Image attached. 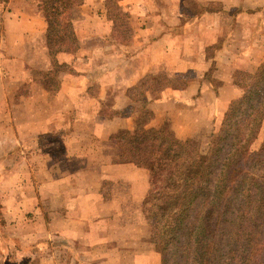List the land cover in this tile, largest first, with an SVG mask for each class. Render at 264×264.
<instances>
[{
	"label": "crops",
	"instance_id": "1",
	"mask_svg": "<svg viewBox=\"0 0 264 264\" xmlns=\"http://www.w3.org/2000/svg\"><path fill=\"white\" fill-rule=\"evenodd\" d=\"M105 1L86 0L74 24L80 41L91 37L96 42L76 54L56 55L73 72L60 78L55 93L44 88L29 94L43 97L42 122L20 127L12 117L9 124L0 123L9 139L0 134V264H161L156 251L137 249L146 236L137 232L141 222L128 217L131 208L145 210L150 174L119 162L112 141L135 123L136 115L124 114L130 97L158 73L183 79L184 87H152L145 97L154 112L149 127L168 122L183 140L208 128L212 117L221 120L242 94L234 81L237 70L253 75L264 62V36H256V8L264 0H201L220 3L222 10L193 23L170 12L168 6L181 0H159L158 12L146 0H116L126 9L134 33L131 44L124 46L98 41L114 28ZM231 11L238 12L229 21ZM34 16L20 26L43 33L46 23L39 12ZM179 30L185 34L178 36ZM212 70L219 85L209 77ZM24 128L27 135L19 137ZM59 130L65 132L64 154L57 159L62 163L52 166L45 163L50 159L46 152L35 153V147L41 136ZM24 143L33 144L34 150H22Z\"/></svg>",
	"mask_w": 264,
	"mask_h": 264
},
{
	"label": "trees",
	"instance_id": "2",
	"mask_svg": "<svg viewBox=\"0 0 264 264\" xmlns=\"http://www.w3.org/2000/svg\"><path fill=\"white\" fill-rule=\"evenodd\" d=\"M38 1L48 26L45 43L51 61L62 69L66 65H60L56 55L76 54L83 46L74 26L79 17L74 19L73 12L84 0ZM5 2L0 0V6ZM146 3L154 12L162 4L159 0ZM168 7L184 23L222 10L220 3L201 0H181ZM111 10L108 18L113 31L99 43L131 44L133 31L118 25ZM263 23L260 18L258 32ZM184 85L167 80L165 86ZM135 95L124 110L125 115H136L135 123L112 141L118 146L119 162L150 174L145 213L156 234L161 264H264V141L258 150L253 149L264 123V62L229 104L206 153L193 140L177 138L168 126L149 127L154 112L144 98Z\"/></svg>",
	"mask_w": 264,
	"mask_h": 264
},
{
	"label": "rangeland",
	"instance_id": "3",
	"mask_svg": "<svg viewBox=\"0 0 264 264\" xmlns=\"http://www.w3.org/2000/svg\"><path fill=\"white\" fill-rule=\"evenodd\" d=\"M85 1L86 0H84L83 5L85 4ZM258 1L260 2V0H255L253 2ZM3 6L4 7L0 6V123L9 124L10 121H12V117H14V120L17 122V124L20 127H24L29 121L36 122L38 120V122H42L44 117V115L42 114V110L40 109L43 97L38 95L29 96V94L31 95L32 90H42L44 88H47L50 90V92L52 91L51 94H53L58 90L62 79L61 77L71 74L73 71L68 65H66V67L62 69H56L53 66V62L51 61V57L45 43L47 28L43 33H32V28L20 26V24L22 23L21 20H31V18L35 17L34 15H36L37 12L40 13L42 20L46 23L43 16V9L41 8L38 0H6L5 5L3 4ZM104 7L106 10L112 9L111 12H114V14L117 15L118 25H127L128 21L126 20L127 18H125V16H127L125 11L126 9H124V7H120V5L117 4L116 0H106L104 2ZM79 8L74 9V19H76L77 16L80 18ZM246 9L243 10L245 11ZM256 9H258L260 13V15L258 14V16L260 18H264V6L257 7ZM249 10L250 9H248L247 12ZM237 12L238 11H231L227 13L228 20L230 21V16ZM17 14L30 15V18H22L21 15L17 16ZM120 14L123 15L121 16ZM77 21L78 19L75 20L74 24H76ZM231 25L232 21L228 24V31H230ZM223 34L225 35L229 33L224 32ZM257 35H259V37L264 36V23L260 32L256 33V36ZM77 40L80 41L78 38ZM81 41H83V44L86 43L83 46H85L86 48H90L92 44L96 42V39H94L93 41L91 37H88L86 40ZM214 75V70H212L209 73V77L214 80V83L216 85H219L220 82L218 81V79H213ZM251 77L252 75L237 70L234 75V81L238 86L242 88L243 91L245 89V86L251 80ZM167 80L172 82L180 81L184 83L183 79H170L164 74V72L158 73L153 82H145L136 89L135 98L145 99V97L147 96L146 94L152 87H156L157 90H160L165 87ZM51 98L52 97L49 96L47 99L49 100ZM28 99L31 101L30 103H27ZM12 111L14 112L13 116H11ZM35 112H37L38 114L35 118H32V115ZM212 115L213 114H211L210 116L212 117ZM215 115H217V118L220 117V114L215 113ZM223 117L221 120L212 117L211 124L208 128L205 127L194 136L187 137L183 140H193L196 146L200 148L202 152L206 153L208 151V146L211 141L212 135L219 130L223 121ZM164 126H168V131L170 130L174 133L170 123L165 122L160 127ZM25 129L26 128L20 131L19 137H21V135H27L25 134L27 129ZM84 130L86 129H83L81 135L83 134L82 138H86L83 140H87L89 136L86 132H84ZM64 133V131L59 130L57 133L47 134L46 136L40 137L38 148L35 147V153H42L43 151L46 152L45 154H47L50 159L45 163L49 164L51 162L52 166L62 163V160L57 162V159H61L62 155L64 154V146H62L63 144L61 139V136L64 135ZM0 134H2V137L8 139V134L5 132V130H0ZM263 141L264 123L258 136V140L253 146V149L258 150L261 147ZM20 148L26 152L31 148L30 151H32L34 150V145L24 143L21 144ZM83 164L85 165V163ZM37 165H41L42 167V162L40 163V160H38ZM150 186L151 184L149 182V190ZM132 209L134 208H131L129 210L128 217L130 219H133L134 221L141 222L140 225L136 226L140 227L139 231L137 232L139 236H146L145 243L137 244V249L139 251L154 250L157 252V248L155 246L156 234L154 233L152 226L148 223L149 221L147 219L144 208L141 207L135 210ZM144 224L146 226H144Z\"/></svg>",
	"mask_w": 264,
	"mask_h": 264
}]
</instances>
